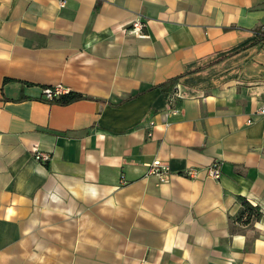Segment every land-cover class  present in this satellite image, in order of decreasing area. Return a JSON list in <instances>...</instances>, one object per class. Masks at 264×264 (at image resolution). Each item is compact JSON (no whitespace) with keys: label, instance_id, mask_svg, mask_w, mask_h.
I'll return each mask as SVG.
<instances>
[{"label":"crops","instance_id":"1","mask_svg":"<svg viewBox=\"0 0 264 264\" xmlns=\"http://www.w3.org/2000/svg\"><path fill=\"white\" fill-rule=\"evenodd\" d=\"M60 1L0 0V264H264V0Z\"/></svg>","mask_w":264,"mask_h":264},{"label":"built area","instance_id":"2","mask_svg":"<svg viewBox=\"0 0 264 264\" xmlns=\"http://www.w3.org/2000/svg\"><path fill=\"white\" fill-rule=\"evenodd\" d=\"M64 4H65V0H61L60 1V7L61 8L64 7ZM136 28H137V25H135V29ZM127 32L130 33V31H127ZM66 93H68V91L65 90L64 88H62L61 86H55L53 88H46L42 91L41 99L45 102H49L52 99H54L60 95L66 94ZM177 113H178V110H176L174 108H170L167 112V115L168 116H175V115H177ZM254 115L258 116V117H264V103L259 106V108L255 111ZM250 123H251V121L247 122V124H250ZM168 126H169V124L165 123V127H168ZM147 127L149 128V132L147 134V137L150 138L151 137L150 129L152 128V125L148 124ZM35 159L39 160L42 163H45L48 158L45 155L36 154ZM147 167H148V174L150 176L156 177L160 184H166L169 182V175L170 174H169V169L166 166L161 165L158 162H153L151 165H148ZM202 171L206 174V176L208 178H210L212 180H219V178L221 176L220 167H219V164L217 162H213L210 166H208L207 168L202 169V170L197 169V168H191L184 173V176L186 178H189V179H196L198 177L199 173Z\"/></svg>","mask_w":264,"mask_h":264},{"label":"trees","instance_id":"3","mask_svg":"<svg viewBox=\"0 0 264 264\" xmlns=\"http://www.w3.org/2000/svg\"><path fill=\"white\" fill-rule=\"evenodd\" d=\"M258 30L257 32H259ZM7 79L4 80V82ZM178 82V78H171L167 81L163 82L162 84L158 85L157 88L162 93H171L174 94L176 91V85ZM84 97L81 94L75 92H68L66 94L60 95L48 103H54L61 106L69 105L75 101L81 100ZM44 165L48 168V163L45 162ZM239 202L241 203V209L238 212L237 216L235 217V221L238 223L248 224L253 220L259 219L261 213L258 208L251 206L244 198H238Z\"/></svg>","mask_w":264,"mask_h":264}]
</instances>
